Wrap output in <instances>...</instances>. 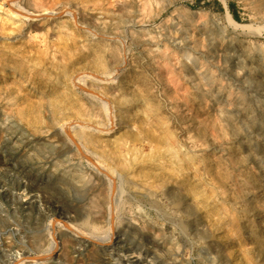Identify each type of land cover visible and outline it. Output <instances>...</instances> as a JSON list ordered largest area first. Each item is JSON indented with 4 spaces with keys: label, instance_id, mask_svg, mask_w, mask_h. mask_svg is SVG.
Returning a JSON list of instances; mask_svg holds the SVG:
<instances>
[{
    "label": "rangeland",
    "instance_id": "rangeland-1",
    "mask_svg": "<svg viewBox=\"0 0 264 264\" xmlns=\"http://www.w3.org/2000/svg\"><path fill=\"white\" fill-rule=\"evenodd\" d=\"M23 263L264 264V0H0V264Z\"/></svg>",
    "mask_w": 264,
    "mask_h": 264
},
{
    "label": "bare ground",
    "instance_id": "bare-ground-1",
    "mask_svg": "<svg viewBox=\"0 0 264 264\" xmlns=\"http://www.w3.org/2000/svg\"><path fill=\"white\" fill-rule=\"evenodd\" d=\"M12 4H13V2H11ZM12 7H14V5L12 6ZM229 16V15H228ZM230 18V21H231V23H232V25L234 26V28H240V27H243L242 25H240V24H238V23H236L234 20H232V18L231 17H229ZM121 68H122V65L119 67V68H117V70L116 71H114L113 72V74L114 75H116L118 72H120V70H121ZM76 82V81H75ZM72 122V121H71ZM76 123V122H75ZM89 125V124H88ZM71 126H72V123L71 124H69V125H66V127H65V131H67V132H69V130L71 129ZM83 127H85L86 128V126H84L83 125ZM90 127V126H89ZM84 128V129H85ZM95 128L96 129H100V130H102L103 132H104V134H105V136H107L109 133V129H107V128H100V127H97V126H95ZM88 129V128H87ZM94 129V128H93ZM92 129V130H93ZM95 130V129H94ZM69 134V133H68ZM72 139V138H71ZM73 141V140H72ZM72 195V194H71ZM72 197V196H71ZM74 198V197H73ZM74 199H76V198H74ZM65 224V223H64ZM72 225H74V224H72ZM62 226V225H61ZM65 227H67L68 229H72V230H74V231H76L79 235H82V229H78V228H74V227H72V228H69V225H65ZM113 232L111 231V233H110V235H109V238L107 239V242H108V244L109 243H112V238H113ZM89 237V236H88ZM90 237H92V235L90 236ZM87 238V237H86ZM90 239V238H89ZM92 239V238H91ZM90 239V240H91ZM95 239V238H94ZM100 240V239H99ZM101 242H103V241H101ZM96 243H99V242H97L96 241ZM104 243V242H103ZM54 247V246H53ZM35 258V257H34ZM25 260H29V259H27V258H25ZM24 261V259H20V262H23ZM25 262V261H24ZM23 264H27V263H23Z\"/></svg>",
    "mask_w": 264,
    "mask_h": 264
},
{
    "label": "trees",
    "instance_id": "trees-1",
    "mask_svg": "<svg viewBox=\"0 0 264 264\" xmlns=\"http://www.w3.org/2000/svg\"><path fill=\"white\" fill-rule=\"evenodd\" d=\"M234 18H236V16L234 15ZM237 19V18H236Z\"/></svg>",
    "mask_w": 264,
    "mask_h": 264
}]
</instances>
